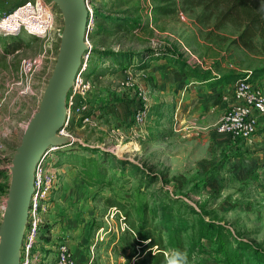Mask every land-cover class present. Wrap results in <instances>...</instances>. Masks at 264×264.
<instances>
[{
	"label": "rangeland",
	"instance_id": "374dc122",
	"mask_svg": "<svg viewBox=\"0 0 264 264\" xmlns=\"http://www.w3.org/2000/svg\"><path fill=\"white\" fill-rule=\"evenodd\" d=\"M91 5L97 16L94 14L89 35L97 33L89 38L94 48L86 75L91 83L89 113L96 115L87 124H71L64 133L71 135L74 143L99 148L106 156L101 160L79 145L55 153L53 172L60 188L55 207L44 217V225L52 227L51 240L44 244L40 235L36 264H55L59 243L68 245L75 258L83 254L79 264H126V255L136 247L141 216L150 222L152 212L160 215L162 204L171 199L202 211L206 219L226 225L264 250V127L247 141L219 135L216 122L226 97L233 98L226 88L210 98L209 89H199L195 80L180 76L182 72L170 63L154 61L149 72L144 69L143 74H132V86L123 87L120 82L128 77L125 71L133 70H116L99 56L103 50L141 53L166 48L187 63L186 47L199 62L194 67L215 76L260 68L264 52L229 44L230 30L209 34V26L196 21L198 9L190 12L178 6L173 14L157 15L151 11V0H91ZM55 10L56 21L46 36L22 32L9 38L0 34L2 187L9 185L10 179L6 161L12 159L38 109L56 60L62 19ZM124 18L135 23L117 20ZM37 56H42L41 67L27 84L19 75L20 63ZM140 90L145 91L150 104L149 116L144 125L131 130L129 121ZM124 146L128 148L119 151ZM59 151L64 154L59 156ZM91 160L99 164L98 172L89 166ZM5 199L1 194L0 221ZM208 247L206 244L205 250ZM186 264L221 263L214 254L201 252Z\"/></svg>",
	"mask_w": 264,
	"mask_h": 264
},
{
	"label": "trees",
	"instance_id": "16d2710c",
	"mask_svg": "<svg viewBox=\"0 0 264 264\" xmlns=\"http://www.w3.org/2000/svg\"><path fill=\"white\" fill-rule=\"evenodd\" d=\"M151 11L157 15H169L176 12L177 7L185 11L198 9L196 21L209 26V34L230 30L232 37L217 35L220 40L229 41L231 45L251 52H264V0H151ZM97 16V13H94ZM124 23H135L131 19ZM97 31L101 29L96 28ZM96 31L90 36L96 35ZM2 37L15 38L17 35L3 33ZM94 48V47H93ZM6 50V49H4ZM93 50V49H92ZM166 48H150L143 52H124L115 50L100 51L99 56L110 61L114 66L131 70L149 68L150 62L165 60L189 78L209 87L218 85L228 86L238 81L255 82L264 76V66L249 69L245 73H227L212 75L209 71H199L190 67L180 55ZM95 70V69H93ZM89 69L86 68V72ZM96 71H91V73ZM87 76V75H86ZM73 143L60 148L62 151L69 147H78ZM79 149L89 152L92 156L99 155L102 160L106 153L99 148L79 145ZM59 149V150H60ZM61 151V152H62ZM58 152L59 156L64 153ZM8 164L11 160L6 161ZM90 167L95 171L99 164L91 160ZM88 166V167H89ZM8 185H0V195L6 196ZM161 214L152 212L151 221L145 215L139 219L136 228L135 246L126 255V264H186L201 252L214 254L221 264H264V250L253 243L243 240L224 224L212 219H206L205 213L196 211L186 203L171 199L161 206ZM190 216L196 217L193 220ZM52 227L45 224L41 228V238L44 244L51 240L49 233ZM206 244H209L205 250ZM155 250L153 247H155ZM129 248V247H127ZM135 259L134 263L130 260Z\"/></svg>",
	"mask_w": 264,
	"mask_h": 264
},
{
	"label": "built area",
	"instance_id": "2783aa9c",
	"mask_svg": "<svg viewBox=\"0 0 264 264\" xmlns=\"http://www.w3.org/2000/svg\"><path fill=\"white\" fill-rule=\"evenodd\" d=\"M88 11L85 31V42L88 51L82 56L81 67L75 76L73 85L66 96V118L63 128L58 135L64 133L71 124L79 122L87 124L92 120L88 93L91 83L85 75L87 61L92 53L93 46L89 41L94 12L91 0H84ZM56 6L51 0H24L11 11L0 13V34L22 33L35 37L46 36L52 29L56 18ZM183 53L188 56L187 63L190 67L198 64L197 58L183 47ZM42 56L23 59L19 67V75L28 84L33 73L41 67ZM132 75L128 73L127 79L120 82L121 86H132L129 80ZM227 91L233 97V105L226 108L218 117L215 131L219 135L226 136L235 141H247L257 132L258 119L264 116V89L259 83L238 81L227 86ZM138 105L130 117V129L144 125L146 122L150 104L145 91L137 93ZM63 148V147H62ZM58 147H48L35 166L33 173V193L30 197L27 211L26 226L21 242L19 264H36L40 260L36 246L39 243L41 228L44 225V217L55 207V200L59 180L53 172L56 162L55 153ZM5 159L3 145L0 142V160ZM7 160V159H6ZM55 264H79L69 246L59 243L55 248Z\"/></svg>",
	"mask_w": 264,
	"mask_h": 264
},
{
	"label": "water",
	"instance_id": "95a60500",
	"mask_svg": "<svg viewBox=\"0 0 264 264\" xmlns=\"http://www.w3.org/2000/svg\"><path fill=\"white\" fill-rule=\"evenodd\" d=\"M62 19L56 60L8 167L10 174L0 221V264H19L27 211L33 193V173L48 147H66L75 140L58 135L66 118V96L88 51L85 42L88 11L84 0H51Z\"/></svg>",
	"mask_w": 264,
	"mask_h": 264
},
{
	"label": "crops",
	"instance_id": "0c3cea01",
	"mask_svg": "<svg viewBox=\"0 0 264 264\" xmlns=\"http://www.w3.org/2000/svg\"><path fill=\"white\" fill-rule=\"evenodd\" d=\"M24 0H0V13H7V12H9V11H11L13 8H15L17 5H19L20 3H22ZM154 62H156L155 64H158L157 62H162V63H168L167 61H165V60H160V61H154ZM116 70H119L118 69V67H116ZM149 70L150 69H147V71L146 70H140V71H135V70H133L132 72H130V71H125L126 73H129V74H137V73H140V74H143V73H145V71L146 72H149ZM121 72V71H120ZM119 72V73H120ZM180 76H182L183 78H185L184 76V73H181L180 74ZM137 81H139V80H137ZM195 83H198V82H196V81H194ZM256 82L257 83H259L260 84V86L264 89V76L263 77H261V78H259V79H257L256 80ZM191 84V83H190ZM199 84V89H201V90H206V89H209L208 91L209 92H211V94H212V96L213 97H210V98H214V96H216L217 94H218V92L219 91H224L225 90V88H226V91H227V86L225 87V86H222V85H218V86H214V87H208L206 84H200V83H198ZM213 92V93H212ZM228 92V91H227ZM233 105V98H232V101H231V98H227L226 97V103H224V108H223V110H222V112L226 109V108H228V107H230V106H232ZM221 112V113H222ZM96 115V112H93L92 113V115H91V117H94ZM221 115V114H220ZM261 126H263L264 127V116H261L259 119H258V124H257V130H259L260 129V127ZM262 127V128H263ZM262 135V137L264 138V133L263 134H261ZM56 220V219H55ZM54 243H59V241H57V240H55L54 241ZM82 244V243H81ZM83 246H84V244H82ZM73 254H74V251H73ZM77 261H78V259H80V261H82L83 259H84V256H83V254H79V255H77ZM80 261H78V263H80Z\"/></svg>",
	"mask_w": 264,
	"mask_h": 264
},
{
	"label": "bare ground",
	"instance_id": "6f19581e",
	"mask_svg": "<svg viewBox=\"0 0 264 264\" xmlns=\"http://www.w3.org/2000/svg\"><path fill=\"white\" fill-rule=\"evenodd\" d=\"M127 148H128L127 146L126 147L124 146L123 148L119 149V151L125 150Z\"/></svg>",
	"mask_w": 264,
	"mask_h": 264
}]
</instances>
